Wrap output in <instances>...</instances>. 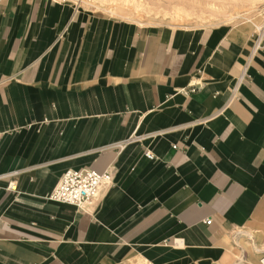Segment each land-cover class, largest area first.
<instances>
[{
	"label": "crops",
	"instance_id": "0c3cea01",
	"mask_svg": "<svg viewBox=\"0 0 264 264\" xmlns=\"http://www.w3.org/2000/svg\"><path fill=\"white\" fill-rule=\"evenodd\" d=\"M83 167L113 173L94 202L48 197ZM263 256L264 28L151 26L72 1H3L0 264Z\"/></svg>",
	"mask_w": 264,
	"mask_h": 264
},
{
	"label": "rangeland",
	"instance_id": "374dc122",
	"mask_svg": "<svg viewBox=\"0 0 264 264\" xmlns=\"http://www.w3.org/2000/svg\"><path fill=\"white\" fill-rule=\"evenodd\" d=\"M142 25L204 27L225 24L261 31L264 0H67Z\"/></svg>",
	"mask_w": 264,
	"mask_h": 264
},
{
	"label": "built area",
	"instance_id": "2783aa9c",
	"mask_svg": "<svg viewBox=\"0 0 264 264\" xmlns=\"http://www.w3.org/2000/svg\"><path fill=\"white\" fill-rule=\"evenodd\" d=\"M4 0H0V8ZM65 2L67 0H59ZM243 79L241 75L237 79L236 86L233 90H237L239 84ZM200 87L199 84H192L190 86L191 91H195ZM145 155L149 158H153L154 154L148 150ZM113 173L111 170L99 171L92 167L83 168H70L66 170L60 177L57 185L50 192L49 198L63 203L82 207L87 203H92L98 197L101 188L105 185L112 183ZM9 187L16 189V184L10 182ZM211 218L206 219V223L210 224ZM264 264V256L261 258Z\"/></svg>",
	"mask_w": 264,
	"mask_h": 264
}]
</instances>
